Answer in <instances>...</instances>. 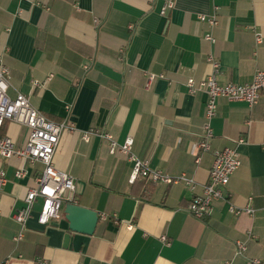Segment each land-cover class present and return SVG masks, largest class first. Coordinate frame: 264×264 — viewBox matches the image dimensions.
Listing matches in <instances>:
<instances>
[{
    "label": "crops",
    "instance_id": "obj_1",
    "mask_svg": "<svg viewBox=\"0 0 264 264\" xmlns=\"http://www.w3.org/2000/svg\"><path fill=\"white\" fill-rule=\"evenodd\" d=\"M0 0V66L18 92L49 118L65 122L55 165L75 179L76 202L98 211L94 234L72 232L64 207L42 225L34 204L24 237L12 213L25 205L43 164L0 157V264H248L264 263V96L250 106L218 97L211 149L203 151L207 93L191 92L219 62L220 83L249 82L264 70V0ZM200 15L216 17L211 27ZM211 33L214 41L205 36ZM261 42H257V36ZM154 76L151 79V76ZM4 135L23 147L29 130L7 121ZM98 131L89 140L87 131ZM109 133L170 176L197 184L132 179L134 163L112 153ZM244 138V142L239 140ZM236 147L241 165L204 219L189 204L209 179L214 150ZM25 170L23 177L16 171ZM255 208L251 215L231 207ZM238 240L247 249L237 255Z\"/></svg>",
    "mask_w": 264,
    "mask_h": 264
},
{
    "label": "built area",
    "instance_id": "obj_2",
    "mask_svg": "<svg viewBox=\"0 0 264 264\" xmlns=\"http://www.w3.org/2000/svg\"><path fill=\"white\" fill-rule=\"evenodd\" d=\"M174 7V0H165L162 14H166ZM202 21L209 23L211 27L218 21L216 17L200 15ZM205 38L211 42L214 37L208 33ZM257 42H261V36H257ZM1 60V59H0ZM209 63L213 66V71L202 78L197 84L194 79L188 80L191 92L204 89L208 99L206 104L205 121L203 124V139L198 143L199 149L209 151L211 149L210 139L213 136L211 119L216 114L218 97H226L232 101L246 102L252 106L256 104L261 96H264V70H258L249 82H227L220 83L217 74L220 64L212 55L208 57ZM154 76H151V79ZM10 71L4 65L0 66V157L11 158L19 157L28 159L31 163L43 164V169L35 178L36 185L31 187L25 198V205L12 213V218L20 225L19 232L13 237L18 243L26 230V224L31 217L32 210L38 198L42 199V208L38 216V221L42 225L48 224L52 219L62 216L63 207L67 202H76L75 179L68 172L59 169L54 163V155L59 144L61 134L67 127L65 122H58L49 118L45 113L36 108L29 97L24 93L18 92L15 97L8 94L10 87ZM7 121L17 122L26 126L29 130L28 138L23 147H17L13 139L8 135H2L1 129ZM98 131H87L83 134L86 140ZM102 137L109 141L112 153L121 151L133 161L132 179L143 177L153 182H163L167 184L184 182L191 189H196L197 184L193 178L186 175L170 176L158 169H152L147 162L140 159L132 150L133 140L127 139L123 144L118 143L109 133H101ZM240 142L245 139L241 138ZM214 161L209 172V179L203 185L201 194H196L191 200L188 210L200 219L209 216L213 210L215 202L226 199L225 187L228 185L231 176L240 167L242 161L240 153L236 147H225L213 151ZM25 175L24 169L16 171L17 177ZM7 182L5 170L0 168V190ZM264 208V207H263ZM235 214L246 212L253 214L255 208L245 207L243 209L231 207ZM237 255H242L247 249V242L238 240L236 242ZM37 264H48L47 261L39 259ZM224 264H229L224 263ZM248 264H264L262 260L253 258L248 260Z\"/></svg>",
    "mask_w": 264,
    "mask_h": 264
},
{
    "label": "water",
    "instance_id": "obj_3",
    "mask_svg": "<svg viewBox=\"0 0 264 264\" xmlns=\"http://www.w3.org/2000/svg\"><path fill=\"white\" fill-rule=\"evenodd\" d=\"M64 214L69 222L68 232L65 235V246L68 245L72 232L94 234L99 221L98 211L84 207L77 202H67Z\"/></svg>",
    "mask_w": 264,
    "mask_h": 264
},
{
    "label": "trees",
    "instance_id": "obj_4",
    "mask_svg": "<svg viewBox=\"0 0 264 264\" xmlns=\"http://www.w3.org/2000/svg\"><path fill=\"white\" fill-rule=\"evenodd\" d=\"M4 126H5V125H4ZM4 126H3L2 129H1V134H2V135L5 134V133H4V128H5V127H4Z\"/></svg>",
    "mask_w": 264,
    "mask_h": 264
}]
</instances>
